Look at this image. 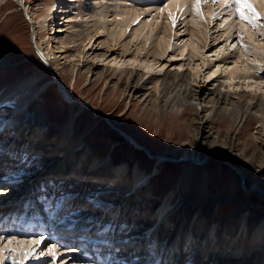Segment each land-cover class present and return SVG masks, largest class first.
<instances>
[{
  "label": "bare ground",
  "instance_id": "1",
  "mask_svg": "<svg viewBox=\"0 0 264 264\" xmlns=\"http://www.w3.org/2000/svg\"><path fill=\"white\" fill-rule=\"evenodd\" d=\"M15 1L18 4L23 1L29 12L31 6L28 0ZM74 2L49 0L43 4L42 12H37L39 9H35L36 7L31 8L30 17L34 27H38V32L52 22L50 18L55 13L53 9L58 7V12L63 8V13H66L61 28L52 27L46 38L45 34L35 35L37 46L45 48L42 52L47 63L52 64L56 55L66 58H75L77 55L85 57L89 54L88 47L94 46L95 41L101 38L97 45L106 50L96 52L93 56L108 60V64H96L95 60H87L82 65L85 67L84 71L81 66L75 70L76 63L70 62L69 65L62 64V69L70 66L74 71L75 81L86 76V79H90V84H96L101 77L111 85L118 74L119 78L115 83L123 81V89L127 92L121 102H124L128 94L131 95L151 110V118L159 117L161 111H168L161 123L172 116L171 113L176 117L174 120L186 121L192 110L195 114L190 125L196 136L194 139L197 142L200 137L201 144L215 146L216 150L202 157L194 150L190 152V149L183 153L182 159L176 161H181L185 174L173 184L165 198L156 197L149 170L142 168L140 163L131 165L125 160L113 162L110 157L103 159L102 156L91 153L87 147L80 149L84 134H80L76 127L77 115L74 112L62 132L51 129L42 119L26 115L34 102L41 103V94L49 82H59L61 92L68 98H75L61 73L62 69H55L54 79L51 77L50 81L42 80L36 74L17 77L0 96V107L6 104L13 111L12 116H0V220L7 212L16 214V209L28 202L27 198L29 206L36 203V193L42 191L41 200L47 204L44 206V213L51 208H73V218L81 219V223L69 220L49 223L51 227L48 229L57 232L65 230L69 235L75 234L80 238L109 235L114 241L112 247H116L115 254L118 256L113 264L132 260H138L139 264H264L263 203L258 200L255 205L248 206L251 200L244 198V201L231 210L224 223L215 218V212L224 197L212 195L213 193H210L209 198L206 196L205 187L207 185L209 188L211 183L206 178L209 174L207 170L203 183L195 180L200 174H205L204 165L217 157L236 164L230 167L235 175V183H248L250 174L245 169V163L237 160V154L233 153V145L228 139L220 138L223 131L216 128L213 120L224 115V120L233 118L236 123L240 124L242 121L248 125L256 115L260 121L257 132L264 134V90H258L264 88L261 71L264 67V27L253 28L238 18L237 30H234L230 17L235 13L227 8L225 12L228 14L219 22L222 27L221 35L217 37L219 39L225 35V39L215 45L212 44L214 40H209V33L213 27L212 22L222 11L220 8H213L227 6L225 3L214 5L212 0H207L208 8L204 7L205 2L197 11L195 0H147V4L154 5L149 11L157 10L146 17L147 12L142 11L137 4H133V8H126L117 0H81L76 7ZM3 3L0 0V9ZM253 3L264 17V0H253ZM76 8H79V12H76ZM76 15L81 23L76 22ZM57 17L58 15H53L52 20ZM180 23H185L183 26L186 27L181 29L183 26L178 27ZM58 29L67 34H56ZM235 31L238 32L237 35ZM260 32L263 34L262 38H259ZM236 37L239 38L234 41ZM66 47H74L75 52L63 55L70 49ZM234 49L237 50L232 63L228 54ZM6 53L0 50V65H5L6 59L8 62ZM167 56H170L168 60L162 62L161 59ZM185 58L188 62L182 60ZM196 59L200 61L194 63ZM177 60L181 62L178 63ZM168 62L174 65L171 68L168 65L163 71ZM56 63L60 64V61L57 60ZM186 63L190 68L184 67ZM156 64L157 67L162 65L159 72L155 68ZM202 72L208 74V78L213 76L212 80L199 83L197 79L203 75ZM93 75L97 76L93 78ZM108 88L109 86L106 87ZM114 88H117L116 85ZM85 103L92 102L86 100ZM132 103L134 102L131 100L130 104ZM72 104L74 106L76 102L72 101ZM87 106L84 105L85 110ZM196 106H201L202 110L194 112ZM207 121L211 122L210 133L200 134L202 125ZM120 127L137 145L149 148L153 156H169V152L163 154L154 150L124 126ZM5 130L10 134H4ZM212 134L215 136L213 139L210 138ZM226 136L229 137L228 134ZM53 143H58L55 146L58 149L54 152L56 154L49 156V152H53L49 148ZM35 150L38 152L31 156ZM247 158L251 160V157ZM36 159V169L28 168ZM238 159L242 160L243 157ZM259 161L264 168V161ZM159 169L156 165L157 173H161L162 170ZM71 170L80 176L70 177L68 173ZM85 173L105 180L94 181L92 177L84 179L83 176L87 175L82 174ZM11 180L18 184L9 188L7 183ZM108 181L111 183L108 184ZM251 181L250 189L258 192L259 198L264 196L263 184L257 180ZM53 188L61 190L55 193ZM89 198L99 202L101 206L89 203ZM1 223L0 235L5 232L3 236L6 238L12 236L11 232L3 230L4 225L8 227L12 224V220L4 218ZM38 226L29 235H21L18 231L21 237L15 236L24 250L36 247L38 252L39 246L31 244L33 238H39V235L33 234ZM14 227L18 230L29 229L24 224ZM106 227L107 232L104 231ZM149 236L153 243L151 251L147 248ZM196 240L202 244L206 242V246L198 245ZM224 241L227 244L230 241V244L224 247ZM88 243H95V239ZM211 243H216L217 247L212 248ZM20 245L14 241L11 247ZM75 246L77 245H73V248ZM192 248L196 250L190 252ZM61 250L66 251L64 248ZM43 251L46 256L47 248ZM173 253H178V258ZM62 261L64 264H94L93 261H86L80 255L73 254L65 255Z\"/></svg>",
  "mask_w": 264,
  "mask_h": 264
},
{
  "label": "rangeland",
  "instance_id": "2",
  "mask_svg": "<svg viewBox=\"0 0 264 264\" xmlns=\"http://www.w3.org/2000/svg\"><path fill=\"white\" fill-rule=\"evenodd\" d=\"M2 1L4 2V5L0 9V50L4 51L5 53L7 52L6 54L9 58L8 62L6 59L5 65H0V96L14 81V78L16 79L17 77H25L27 75L34 76L36 74V76H39L40 79H48L50 81L51 77H53L54 79L55 69L57 71H60L62 69V64L69 65V62L72 64L76 63L75 70H77V68H79L80 66L82 67L83 63L87 60H95L96 64L99 62H104V65L108 64V60L93 56V54L96 52H102V50H106V48H99L101 45H97L98 41L101 38L95 41L94 46L88 47L89 54H87L85 57H80L79 55H77L75 58H72V56L66 58L56 55L52 59L53 65L47 63V61L45 60V55L42 52L45 48L41 49L37 46L35 42V35H37L38 33L45 34L44 38H46L52 30V27L53 29H55V27L61 28V25L65 21L64 19L66 17V13H63L65 10H63L62 7V9L58 10V12H56V10L59 9L58 7L53 9L55 10V13H52V16L58 15V17L52 20L51 16L50 21L52 22L46 25L42 29V31L38 32V27H34L33 20L30 17V12L32 13L31 8L36 7L35 9H39L37 10V12H42L44 10L45 2H48L49 0H28V3L31 6L29 8V12L27 9L28 7H25L23 1L22 4H18V2H16L15 0ZM74 1L75 2L73 3V5L76 7L81 2V0ZM117 1L119 3H122L126 8H133V4H137L136 6L141 7L142 11L147 12L148 16L146 17H150L152 12L157 10L155 9L149 11L151 6L154 5L147 4V0ZM215 4L216 3H214V5ZM204 7L208 8V2L204 4ZM218 8H220L219 10H221L222 12L212 22L213 27L211 29V32L209 33V40H214V43L212 44L215 45L221 40L225 39V35H223L219 39L217 37L218 35L220 36L222 32V27L219 25V22L228 14V12H225V9L228 8L227 6H216L215 8H213V10H218ZM76 9V12H79V8ZM230 19L233 22L234 30H237L236 22L238 21V17L236 16V14H234V16L230 17ZM76 22L81 23V19L79 18V16L77 17V15ZM179 22H181V20H179ZM258 23L260 26L264 27V17H262V19L258 21ZM184 24L185 23H180L178 27H181ZM185 27L186 26H183L181 29H184ZM36 30L37 32H35ZM46 32L48 33L46 34ZM260 33L261 35H259V38H262L263 34L262 32ZM56 34L64 36L67 34V32L58 29V32ZM237 34L238 32L235 31V35ZM238 38L239 37H236L234 41H236ZM66 48H70L71 50L69 49L68 51H65L63 55H68L72 53V51L75 52L73 49L74 47ZM236 50L237 49H234L231 53L228 54V56H230L229 60L232 63L234 62L233 58H235ZM207 53L211 54V52ZM79 57L80 60H77V58L79 59ZM169 57L170 56H167L165 57V59H161V61L165 62ZM57 60L60 61V64L56 63ZM182 60L188 62V59L186 58ZM199 61L200 60L196 59L194 63ZM177 62L180 63L181 60H177ZM157 65L158 64H156L155 68L157 72H159V69L162 65L159 67H157ZM168 65V68H171L174 64H170V62H168L162 70L165 71V68ZM69 67L70 66H65V69H62L61 73L65 78L68 87L73 91L75 98L71 99L65 96L61 92L62 89L59 82H49V84L47 83L46 89L43 90L41 94V103L34 102L31 109L26 112V115L29 114L28 116H32L37 120L42 119L48 123L47 126L51 129H59V132H62L64 130V127L67 126V122L70 119L71 113L74 112L77 115V119L75 122L76 127L80 134H84V137H81L80 149H84V147H87L88 150L90 149L91 153L94 152L95 154L102 156L103 159L110 157L113 162L125 160L127 162H130L129 164L131 165L140 163L142 168H144L145 170H149L151 181L153 180L154 182L153 184L155 186L154 190L156 197L165 198L167 192L173 187V184H176L181 176L185 174V170L181 165V161H176L182 159L183 153L190 149V152L194 150L202 157L204 154L216 150L215 146L209 147L207 144H201L199 142L200 137H198L199 140L197 139V142L194 139L196 138V136L195 134L193 135L194 131L191 130L192 125H190V122L192 121V118L195 114L192 110L189 118L186 121L177 119L174 120L176 117L173 113H171L172 116H170L165 122H162V124L161 120L164 118L168 111H161L159 113V117L154 116L153 118H151V110L146 107V105L142 103V101L133 98L131 95L128 94L124 102H121V99L125 94H127V92L123 89L125 86V83L123 81L115 83V81H117V78H119L118 74H116L115 78L113 79V84L111 85L108 84L109 82L106 83L105 81H103L101 77L98 79V81H96V84H90V79H86V76H83L75 81V77L73 76L74 71L71 67ZM184 67L190 68L188 63H186ZM82 68V70L84 71L85 67ZM143 70L145 71L146 68H143ZM261 71L262 79H264V67L261 68ZM202 73L203 75L199 76L197 79L199 83L210 82L207 79L212 80L213 76L211 78H208V74H205L204 72ZM94 76L97 75H93V78ZM115 85L117 88H114ZM108 86L109 88L106 89V87ZM258 90L263 92L264 88H260ZM86 100L94 103L98 110H96L95 106L92 103H85ZM131 100L134 103L130 104ZM72 101H75L76 105L73 106ZM85 104L88 105L86 110L84 108ZM194 109V112L202 110L201 106H196L194 107ZM12 115L13 111L11 107H8V105L6 104L0 107V116L9 117ZM253 118L254 119L252 120V122L248 125H245L244 123H242V121L240 122V124L236 123L234 122L233 118L224 120V115H221L219 116V118L217 117L213 120L216 128L223 131L220 138H223L224 140L228 139V142L233 145V153L237 154V160L240 163H245V169L247 173L250 174L248 183H245V181L242 182V185H239V183H235V175L230 167H233L236 164L233 162L227 163L217 157H213L206 165H204L203 170H207L210 175L208 174L206 177L205 171V174H200L195 178V180L203 183V178L206 177L208 178V181L211 182L209 183L210 186L208 185L209 188H207L206 185V190L204 189L207 193L206 196L208 198L212 193V195L218 194L224 197V199H222L223 202H221L218 207L219 209L215 212V218L219 219V221H223L224 223L227 222L231 210H233L239 204V202L244 201V198H248L249 200H251L248 206L255 205L256 201L258 200L264 205V196L259 198L258 192L252 191L250 189V180H252L251 182L257 180L264 186V168H262L260 166L261 164H259L262 163L259 160L264 161V134L257 132V130L260 129V121L258 120L256 115H254ZM120 125L124 126L128 131L136 135L143 144L146 143L153 147V149L155 148L154 150L163 152V154L167 151L169 152V156L165 158H158L153 156L154 154L149 151V148H146V146L142 144L141 146L137 145L129 137V135L121 129ZM210 127L211 122H205L200 129V134H209ZM1 132L2 131H0V133ZM3 133H7V135L10 134L9 131L6 130ZM215 134L216 133H214V135ZM226 134H228L229 137H227ZM214 135L212 134L210 138L213 139L215 137ZM0 143H2V141H0ZM56 145H58V143H53V145H50L49 148L50 150L53 149V152H49V156L51 154H56L54 153L55 151L57 152L56 149H58L55 147ZM36 152L38 151L35 150L31 154V156L36 154ZM237 152H239L240 154H238ZM238 157H243V159H238ZM247 157H251V160L249 161ZM36 161L37 159L34 161V163H31L28 168L33 167L34 169H36ZM156 165L160 167L159 170H162L161 173H157L158 171L155 170ZM35 172H37V170ZM68 175L70 177L80 176L72 170L68 173ZM82 175H87V177L83 176L84 179H91L90 177H92L94 181L98 180L102 182L103 180H105L102 179V177H95L87 173ZM11 181L12 183H7V187L9 188L12 187L13 184H18L17 181ZM107 183L110 184L111 182L108 181ZM26 201H28V198L26 199ZM71 210H73V208ZM12 226L13 225L11 224L8 225V227H5L4 225L3 230H6V232H10V229L15 228L14 226ZM15 230L16 232H11V235L21 237L18 233V229ZM4 234L5 232L2 233V235ZM197 242L198 240H196V243ZM200 244L206 246V242L204 244L198 242V245ZM229 244L230 241L228 244L225 241L223 242L224 247H227V245ZM210 246L212 248L217 247V244L211 243ZM195 250L196 248H192V251L190 252H193ZM40 251L41 250H38V252ZM173 256L175 258H178V253H173ZM47 258L48 257L46 255L44 259ZM44 259H42L41 261H29L31 262L29 264H45L46 260ZM50 259L51 258H48L47 260ZM60 263L62 264L63 261L58 260L57 264Z\"/></svg>",
  "mask_w": 264,
  "mask_h": 264
},
{
  "label": "snow or ice",
  "instance_id": "3",
  "mask_svg": "<svg viewBox=\"0 0 264 264\" xmlns=\"http://www.w3.org/2000/svg\"><path fill=\"white\" fill-rule=\"evenodd\" d=\"M207 2V0H195V6L197 11H199L202 3ZM214 3H225L227 7L236 14V16L243 22L248 23L253 28H257L260 25L258 21L262 19L261 14L256 10V7L253 3V0H212ZM175 24V20L173 21ZM89 203H94L96 206L100 207L101 205L97 201H93L89 198ZM126 227V226H122ZM105 232L108 231L106 227L104 229ZM148 244L147 248L149 251L153 248V243L151 242L150 236L147 237ZM46 237L41 235L39 238H33L31 240V244L33 246H40L44 244ZM17 245H20V241L15 240V236H8L7 238L3 235H0V264H5L7 261L8 264H29V261H41L45 258V252L36 251V247L28 248V250H24V246L20 245L19 247H11L13 242ZM130 243V241H129ZM47 247V257H50V260H46L45 264H57V261L63 255L57 251L56 243H52L51 245H46ZM118 264H139L138 260L132 261H120Z\"/></svg>",
  "mask_w": 264,
  "mask_h": 264
}]
</instances>
